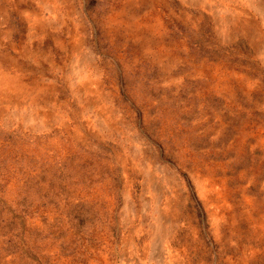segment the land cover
I'll return each mask as SVG.
<instances>
[{
	"label": "rangeland",
	"instance_id": "rangeland-1",
	"mask_svg": "<svg viewBox=\"0 0 264 264\" xmlns=\"http://www.w3.org/2000/svg\"><path fill=\"white\" fill-rule=\"evenodd\" d=\"M0 264H264V0H0Z\"/></svg>",
	"mask_w": 264,
	"mask_h": 264
}]
</instances>
